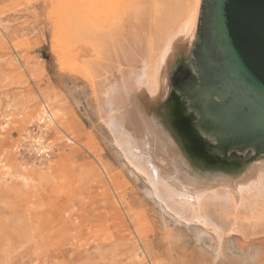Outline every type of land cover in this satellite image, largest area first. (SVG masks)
Instances as JSON below:
<instances>
[{"label":"rangeland","instance_id":"obj_1","mask_svg":"<svg viewBox=\"0 0 264 264\" xmlns=\"http://www.w3.org/2000/svg\"><path fill=\"white\" fill-rule=\"evenodd\" d=\"M55 6L0 0V264H264V240L232 237L217 255L200 225L173 226L144 198L106 145L87 82L52 52ZM43 102L60 127L43 131ZM35 135L50 146L41 160Z\"/></svg>","mask_w":264,"mask_h":264},{"label":"bare ground","instance_id":"obj_2","mask_svg":"<svg viewBox=\"0 0 264 264\" xmlns=\"http://www.w3.org/2000/svg\"><path fill=\"white\" fill-rule=\"evenodd\" d=\"M200 1L55 0L52 52L61 67L87 82L106 145L128 174L143 183L144 198L160 215L170 217L173 226L200 225L212 235L220 255L232 237L243 246L264 240V158L237 177L200 181L179 161L147 113L150 105L162 103L167 96L177 52L183 50L182 57L189 54ZM36 115L41 125L45 123L43 131L60 127L46 102ZM31 140L44 155L49 152L42 135ZM2 162L4 184L8 172ZM169 230L164 234L171 240Z\"/></svg>","mask_w":264,"mask_h":264},{"label":"water","instance_id":"obj_3","mask_svg":"<svg viewBox=\"0 0 264 264\" xmlns=\"http://www.w3.org/2000/svg\"><path fill=\"white\" fill-rule=\"evenodd\" d=\"M182 53L147 113L196 179L237 177L264 158V0H201Z\"/></svg>","mask_w":264,"mask_h":264},{"label":"built area","instance_id":"obj_4","mask_svg":"<svg viewBox=\"0 0 264 264\" xmlns=\"http://www.w3.org/2000/svg\"><path fill=\"white\" fill-rule=\"evenodd\" d=\"M32 133H37L38 132V129H32V131H31ZM31 154H32V156L34 157V158H36V159H38V160H41V159H44L45 157H44V155H43V153L40 151V150H33L32 148H31Z\"/></svg>","mask_w":264,"mask_h":264}]
</instances>
